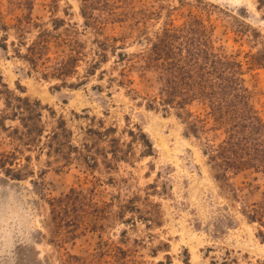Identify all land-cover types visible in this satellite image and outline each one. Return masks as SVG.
Segmentation results:
<instances>
[{
    "label": "rangeland",
    "instance_id": "obj_1",
    "mask_svg": "<svg viewBox=\"0 0 264 264\" xmlns=\"http://www.w3.org/2000/svg\"><path fill=\"white\" fill-rule=\"evenodd\" d=\"M108 1L117 8L115 16L94 13L103 20L100 34L84 28L81 0H57L55 11L52 0L34 1V19L50 23L59 18L81 30L78 39L86 58L67 85L43 77L40 69L35 71L18 58L12 46L17 43L14 31L9 32L8 51L0 48V73L11 91L49 108L43 113L47 130L63 119L80 143L86 129L101 130L102 122L132 146L134 158L129 164L119 163L111 174L100 165L93 177L76 165L57 171L56 165L47 166L46 155L27 153L34 175L18 181L0 171V264H65L68 254H95L103 264H118L115 251L99 256L101 241L128 250V264H264V226L247 217L253 205L262 201L264 175L243 170L230 173L226 184L217 182L204 151L219 144L223 133L210 130L209 121L208 130L197 138L189 134L188 120H208L197 103L167 114L149 110L147 104L157 95L160 82L140 60L148 38L171 22L180 26L190 12L198 14L212 28L215 48L242 64L244 85L264 118V10H259L258 0ZM3 3L9 6L6 0ZM141 13L154 15L144 18ZM36 34L28 36L29 42ZM106 42L108 62L93 75L91 64L98 58L94 52H101L97 43ZM62 50L69 54L67 45L52 48L51 64ZM114 52L126 54L135 67L118 62ZM252 56L260 65H250ZM3 108L0 102V111ZM128 132L134 133V140ZM146 139L152 144V156H146L142 145ZM3 149L10 146L5 143ZM72 188L94 191L99 204L114 201V211L136 197L134 213L105 223L104 232L70 230L71 239L59 245L48 227L49 201Z\"/></svg>",
    "mask_w": 264,
    "mask_h": 264
},
{
    "label": "trees",
    "instance_id": "obj_2",
    "mask_svg": "<svg viewBox=\"0 0 264 264\" xmlns=\"http://www.w3.org/2000/svg\"><path fill=\"white\" fill-rule=\"evenodd\" d=\"M34 1L6 0L9 6L5 7L0 0V48L8 51L9 32L14 31L17 43L13 42L12 46L18 58L26 61L33 70L40 69L43 77L67 85V79L74 78L78 64L86 58L83 44L78 39L81 30L77 24L59 18H53L50 23L34 19ZM81 2L80 15L85 21L84 28L100 34L103 20L96 18L94 13L103 11L115 16L117 8L108 0ZM258 2L259 10H264V0ZM55 8L57 0H52V11ZM150 14L141 13L144 18ZM140 19L142 17L137 20ZM211 30L206 20L190 12L180 26L171 22L148 38L146 51L140 60L142 67L153 70L160 82L157 95L147 104L149 110L160 109L167 114L170 109L184 110L197 103L204 107L208 120H188L189 134L197 138L200 132L208 130L209 121L212 122L210 130L223 133L224 139L211 145L204 155L214 179L226 184L229 174L238 171L254 170L264 175V118L254 107L249 90L244 85L242 64L215 48ZM34 31L37 34L29 42L28 36ZM62 45L68 46L69 54L62 50V55L54 58L55 64H51L52 48ZM97 46L101 52L99 55L94 52L98 58L91 64L93 75L102 63L108 62L107 51L110 49L108 42L97 43ZM115 56L118 62H128L130 69L135 67L126 54L116 53ZM250 60V65H260L255 57H250ZM0 102L4 105L0 111V171L8 179L22 181L34 175L29 170L32 158L27 153L46 155L49 159L47 166L51 168L54 164L57 171L76 165L93 177L100 165L111 174L118 170L119 163L129 164L134 158L132 146L117 138L115 128L105 127L102 122L99 123L101 130L86 129V138L80 143L74 141V134L63 119L57 122L56 127L47 130L43 113L49 108L39 100L11 91L1 73ZM128 135L131 140L135 139L133 132H128ZM141 135L145 138V134ZM5 143L10 146L9 150L3 149ZM142 145L147 148L146 156H152L149 139L143 140ZM93 193L92 190L84 193L72 188L68 194L49 201L48 227L53 242L64 245L72 237L70 230L74 229L104 232L105 223L109 225L111 221L124 220L125 213H134L136 197L121 203L114 211V201L99 204L94 200ZM247 217L251 222L264 226V194L262 201L253 205ZM99 245L100 257L115 251L118 264H128V250L109 241H101ZM65 264L103 262L95 254L87 257L68 254Z\"/></svg>",
    "mask_w": 264,
    "mask_h": 264
}]
</instances>
